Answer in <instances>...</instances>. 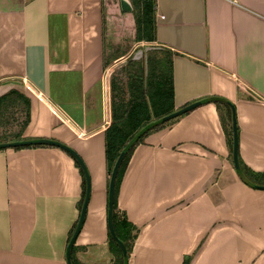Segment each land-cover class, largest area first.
I'll return each instance as SVG.
<instances>
[{
	"label": "crops",
	"instance_id": "0c3cea01",
	"mask_svg": "<svg viewBox=\"0 0 264 264\" xmlns=\"http://www.w3.org/2000/svg\"><path fill=\"white\" fill-rule=\"evenodd\" d=\"M120 12L118 0H0V95L20 88L28 99L12 139L60 141L89 176L77 264L114 263L105 70L114 61L106 31ZM154 22L149 43L170 60L172 108L222 100L169 118L134 146L116 197L137 226L127 264H264V188L234 169L230 109L237 155L264 184V0H155ZM71 155L48 143L0 148V264H67L82 190Z\"/></svg>",
	"mask_w": 264,
	"mask_h": 264
},
{
	"label": "trees",
	"instance_id": "16d2710c",
	"mask_svg": "<svg viewBox=\"0 0 264 264\" xmlns=\"http://www.w3.org/2000/svg\"><path fill=\"white\" fill-rule=\"evenodd\" d=\"M132 6L135 5L139 8L138 13L135 16V37L137 40L151 41L154 39V7L155 0H130ZM153 51H159L165 56L161 60H157L158 68L155 69V65H152L153 61H150V57L147 63L150 64V73L147 75V80L143 83L140 79L139 73H131L132 76L128 80V87L131 93V97L128 99L126 106H124L121 111L117 112L114 110L112 105L111 117L109 124L105 127V159L107 163L108 174L112 168L113 162L118 155L120 149L124 143L131 137V135L136 132L143 124L148 122L153 118L165 115L174 109L172 108V84H171V66L170 60L168 59L165 52L162 50L152 49ZM157 70V74L154 72ZM134 78V79H133ZM146 87V88H145ZM15 95L16 97H21L25 104V119L23 121L22 127L27 123L28 120V99L27 97L18 89L12 88L6 93L0 95V106L7 101L8 97ZM210 100H222V99H210ZM216 102V101H215ZM168 120V119H167ZM161 121L152 125L150 128L142 132L137 139L129 146V148L124 153L118 169L115 175L114 187H113V198H112V208H111V221L114 234L125 247V256L128 258L129 252L131 250V244L133 238L137 232V226L129 222L124 213L119 211L117 207L116 197L118 186L121 180V176L128 162L129 156L134 148V146L141 142L144 135L150 130L160 127L165 121ZM17 139H20L19 137ZM30 146V145H17L15 147ZM67 152V150H66ZM69 153V152H68ZM70 154V153H69ZM72 156V155H71ZM75 164L79 167L82 175V190L81 197L78 202L79 206L82 202L85 188V178L84 173L77 161V159L72 156ZM239 165L241 167L244 175L251 180V177L247 174L245 166L242 164L239 156L237 155ZM257 175L264 177V173H258ZM257 182L264 183V179L258 180ZM108 186V179H107ZM108 235V248L114 254L113 264H122L123 255L121 253L120 247L115 240V238L110 234L107 227ZM70 260L72 264H77L73 255V245L70 247Z\"/></svg>",
	"mask_w": 264,
	"mask_h": 264
},
{
	"label": "rangeland",
	"instance_id": "374dc122",
	"mask_svg": "<svg viewBox=\"0 0 264 264\" xmlns=\"http://www.w3.org/2000/svg\"><path fill=\"white\" fill-rule=\"evenodd\" d=\"M114 2L117 3V0H114ZM138 11L139 8L133 5L132 10L125 14V18H122L124 13L120 12V16L115 18L113 25L110 28L108 27L106 31L110 57L114 60L109 66L107 65L105 70L107 100L109 108L112 109L113 105L114 110L117 109V112L126 106L128 99L131 97L128 80H130L132 74L139 73L140 80L145 83L147 75L150 73V64L147 63L148 57H150L149 63L153 61L152 65H155V69L158 68L157 60L165 57L159 51H153L152 49L144 51L145 46L152 44L146 40L136 39L135 16ZM139 49L143 51L137 56L134 53ZM153 49L159 50L158 48ZM131 56L133 57L131 58ZM154 72L158 73L157 70ZM24 119L25 104L23 99L15 95L9 96L7 101L0 106V140H11L16 137L18 131L23 128Z\"/></svg>",
	"mask_w": 264,
	"mask_h": 264
},
{
	"label": "water",
	"instance_id": "95a60500",
	"mask_svg": "<svg viewBox=\"0 0 264 264\" xmlns=\"http://www.w3.org/2000/svg\"><path fill=\"white\" fill-rule=\"evenodd\" d=\"M118 4H119V8L120 10H122L123 12H128L132 10V4L130 2V0H118ZM157 46L155 45H147L144 47V51L148 50V49H153L156 48ZM143 50L139 49L136 51L137 56L139 55V53H141ZM135 55V56H136ZM134 56V55H133ZM131 56V58L133 57ZM134 56V57H135ZM208 99H216L215 97H211V98H205L202 100H198V101H193L191 103H188L178 109H175L165 115H162L160 117L157 118H153L151 120H149L148 122H146L145 124H143L136 132H134L131 137L124 143V145L122 146V148L120 149L118 155L116 156L112 168L110 170V173L108 175V186H107V227H108V231L110 232V234L115 238V240L117 241L121 253L123 255V260H122V264H127V257L125 256V247L123 245V243L121 242V240H119V238H117L114 234V230L112 227V221H111V208H112V198H113V187H114V180H115V175L118 169V165L120 163V160L122 159L124 153L126 152V150L129 148V146L137 139V137L144 132L146 129L150 128L152 125L159 123L161 121L167 120L171 117H174L186 110H188L189 108L205 101ZM229 104V103H228ZM230 109H231V129H232V150H231V157H232V161H233V166L234 169L237 173V175L240 177V179L242 181H244L245 183L251 185V186H256V187H260V188H264V184H256L251 182L242 172L241 167L239 165L238 159H237V131H236V125H235V116H234V110H233V106H231L230 104ZM42 143H48V144H54L57 145L59 147H62L63 149L67 150L69 153H71L78 161L83 173H84V178H85V188H84V195L82 198V203L80 206V212H79V217L76 221L75 227L72 231V234L70 235L67 244H66V249H65V258H66V262L67 264H72L71 260H70V247L75 239V236L80 228V225L83 221V216L85 213V207H86V203H87V199H88V195H89V176L88 173L85 169V166L83 165L81 159L79 158V156L67 145L61 143L60 141L51 139V138H46V137H34V138H27V139H12V140H4V141H0V148L3 147H10V146H17V145H31V144H42Z\"/></svg>",
	"mask_w": 264,
	"mask_h": 264
},
{
	"label": "bare ground",
	"instance_id": "6f19581e",
	"mask_svg": "<svg viewBox=\"0 0 264 264\" xmlns=\"http://www.w3.org/2000/svg\"><path fill=\"white\" fill-rule=\"evenodd\" d=\"M16 86L20 87L18 84H16Z\"/></svg>",
	"mask_w": 264,
	"mask_h": 264
}]
</instances>
